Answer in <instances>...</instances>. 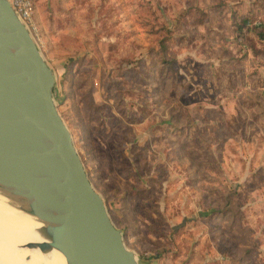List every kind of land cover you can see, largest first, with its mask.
Returning <instances> with one entry per match:
<instances>
[{
	"label": "rangeland",
	"instance_id": "374dc122",
	"mask_svg": "<svg viewBox=\"0 0 264 264\" xmlns=\"http://www.w3.org/2000/svg\"><path fill=\"white\" fill-rule=\"evenodd\" d=\"M32 2L56 107L139 263L264 264V0Z\"/></svg>",
	"mask_w": 264,
	"mask_h": 264
},
{
	"label": "water",
	"instance_id": "95a60500",
	"mask_svg": "<svg viewBox=\"0 0 264 264\" xmlns=\"http://www.w3.org/2000/svg\"><path fill=\"white\" fill-rule=\"evenodd\" d=\"M55 76L0 0V196L40 226L23 246L65 264H140L91 184L54 101Z\"/></svg>",
	"mask_w": 264,
	"mask_h": 264
},
{
	"label": "bare ground",
	"instance_id": "6f19581e",
	"mask_svg": "<svg viewBox=\"0 0 264 264\" xmlns=\"http://www.w3.org/2000/svg\"><path fill=\"white\" fill-rule=\"evenodd\" d=\"M39 226L0 196V264H65L64 256L55 249L41 253L23 246L40 240Z\"/></svg>",
	"mask_w": 264,
	"mask_h": 264
},
{
	"label": "built area",
	"instance_id": "2783aa9c",
	"mask_svg": "<svg viewBox=\"0 0 264 264\" xmlns=\"http://www.w3.org/2000/svg\"><path fill=\"white\" fill-rule=\"evenodd\" d=\"M11 7L13 8L16 16L23 22V24L28 28V30H34V6L32 0H9ZM247 22V25H250ZM253 24H259V22L254 21Z\"/></svg>",
	"mask_w": 264,
	"mask_h": 264
},
{
	"label": "trees",
	"instance_id": "16d2710c",
	"mask_svg": "<svg viewBox=\"0 0 264 264\" xmlns=\"http://www.w3.org/2000/svg\"><path fill=\"white\" fill-rule=\"evenodd\" d=\"M247 22H250L251 24H250V25H247ZM253 22H254V21H251L250 18L247 17V18H245V19L243 20V24H242V25H243V26H247V27H251V26H252L253 28H260V24H261V23H259V25H255V24H253ZM260 34H261V36L264 37V33H261V32H260Z\"/></svg>",
	"mask_w": 264,
	"mask_h": 264
}]
</instances>
